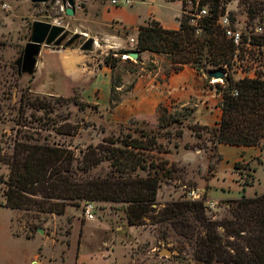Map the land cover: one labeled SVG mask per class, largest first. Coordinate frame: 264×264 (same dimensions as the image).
<instances>
[{
  "label": "trees",
  "instance_id": "1",
  "mask_svg": "<svg viewBox=\"0 0 264 264\" xmlns=\"http://www.w3.org/2000/svg\"><path fill=\"white\" fill-rule=\"evenodd\" d=\"M180 1L176 29L163 28L157 21L146 19L136 28L131 49L163 54L171 70L188 64L199 72H203L206 66L225 72L221 78L223 84H214L221 95L219 119L211 126L191 124L189 127L196 137H199L198 131H207L212 144L262 146L264 71L257 72L254 77L233 79L222 67L223 64L229 66L235 48L216 22L224 13L226 0ZM187 1L190 5L185 8ZM195 1L196 9L202 5L206 7V13L199 17L196 26L189 22V12ZM238 1L249 17L264 12V0ZM228 17L231 19L230 15ZM249 42L264 44V34H249ZM128 50L119 49L117 52ZM117 60L114 56L108 60L106 55L102 62L113 68ZM123 61L129 63L128 71L137 70V58L134 61L124 58ZM147 65L145 69L150 68ZM117 79L113 75L110 79L111 101L116 99L113 88ZM53 99L69 100L78 107L88 105L77 101L75 95ZM29 107L42 111L52 109L46 97L20 93L18 115L22 119L18 123L21 126L27 125L23 111ZM170 122H178L176 116L167 112L164 106H158L156 125L165 128ZM50 129L70 135L75 125L67 121L54 122ZM175 135L179 136L180 130ZM115 141L120 145H114ZM151 150L166 151L159 147L152 134L132 140L106 136L93 146L88 144L77 159L62 142L22 133L12 139L10 152L0 155V161L7 167L6 176L0 175L3 197L0 204L14 209L59 214L66 205H78L79 201L121 202L124 203V218L128 225L142 224L145 218L166 221L187 242L192 264H264V191L253 196L241 194L226 199L229 215L220 218L206 216V206L199 199L169 202L155 210L152 204L159 175H169L173 167L166 166L165 159L148 154ZM103 159L108 161V170L102 174H89L88 170ZM137 168L144 173H137Z\"/></svg>",
  "mask_w": 264,
  "mask_h": 264
},
{
  "label": "rangeland",
  "instance_id": "2",
  "mask_svg": "<svg viewBox=\"0 0 264 264\" xmlns=\"http://www.w3.org/2000/svg\"><path fill=\"white\" fill-rule=\"evenodd\" d=\"M23 1L26 3L25 7L20 4ZM132 1L135 0H130ZM161 2L162 0H153L154 7L159 6ZM189 5L190 2L187 1L185 8ZM224 5V12L231 17V19L228 17L230 24L239 28L242 33L250 32L256 21L260 20L259 16L264 18L262 11L249 17L238 0H226ZM203 6L206 9L205 5ZM57 8V5L50 0L44 3H31L28 0H0L1 156L10 152L12 139L22 133L34 137H45L47 141L62 142L73 151L77 159L88 144L93 146L106 136L117 140H132L133 138L143 139V136L152 134L159 147L166 151L151 150L148 154L165 159L166 166L170 164L173 167L169 175H159L160 180L152 204L155 210L165 203L199 199L206 206L204 208L206 216L220 218L229 215L225 204L226 199L235 198L241 194L253 196L264 191V147L261 149L259 160L237 161L232 168L221 165L218 171L214 172V164L218 158L214 144L210 143L205 130L198 131L199 137L194 135L189 127L193 123L190 119H186L189 116L187 110L170 111L176 116L178 122H170L165 128L158 127L156 123L131 121L114 130L105 131L100 123L96 124L90 118L89 113L92 110L87 111L86 105L78 107L69 100H55L53 98L56 96L36 93L35 91L41 87L40 80L37 78L32 81V74H17L13 61L27 40L31 20L39 19L51 23L58 21L66 25V16L58 13ZM70 36L72 33L67 30L66 37L60 43L63 44ZM82 40V36L78 34L71 43L79 45ZM127 44L131 46L133 42L127 41ZM91 50L93 55L100 59L106 55L108 60H111L113 56L117 57L116 70L129 66V63L123 61L124 58L132 60L122 56H126L125 52H117L119 49H108L101 39L97 40V45L92 44ZM253 56L254 51L250 49L247 52V59L250 61ZM238 68L249 71L248 66ZM258 68L260 69L257 72L264 71V61L258 65ZM209 69L208 66L205 67L203 71L205 76ZM235 71L237 70L228 69L232 78L239 76V74L233 75ZM116 76V74L113 75V78ZM209 82L223 84L222 79L217 77H213V80L209 79ZM20 93L31 97L44 96L51 102L52 109L46 111L30 107L24 109V122L27 125L21 126L18 123L22 119V116L18 115ZM75 98L80 101L77 95ZM63 121L75 125L72 134L55 133L50 129L52 123ZM177 130H180L179 136L175 135ZM189 134L193 138H189ZM114 145H120V142L115 141ZM108 168V161L103 159L92 166L88 173L102 174ZM135 171L139 174L144 173V170L139 168ZM6 173V165L0 161V175L5 177ZM1 188L2 183H0V192ZM189 188L195 189L197 197L192 199L188 197ZM2 201L3 197L0 193V202ZM84 202L88 201H79L78 205L68 204L59 214L33 209L11 210L0 205V217L16 215L18 224L15 220L12 222L15 231H18L17 226H19L20 231L34 233L32 238H25L19 234L13 243L0 235L1 248L12 255V259H0V264H29L28 258L37 250L41 254L40 258H44V264H192L193 259L187 242L177 235L166 221L159 222L154 218H145L142 224L128 225L124 218V203L101 200L89 201L92 217L85 218L82 210ZM162 248L175 250V253L167 255L160 251Z\"/></svg>",
  "mask_w": 264,
  "mask_h": 264
},
{
  "label": "crops",
  "instance_id": "3",
  "mask_svg": "<svg viewBox=\"0 0 264 264\" xmlns=\"http://www.w3.org/2000/svg\"><path fill=\"white\" fill-rule=\"evenodd\" d=\"M20 4L26 6L24 1ZM180 11V0H162L156 7L153 0L120 4L110 3L109 0H74L73 14L66 16L65 23L71 33L84 31L86 37L96 41L101 39L108 49H131L132 44L127 46L130 45L127 41L134 36L139 24L153 19L163 28L176 29ZM136 52L139 60L137 70L130 72L126 68L116 70L117 67L104 64L102 59L93 55L91 48L81 50L73 43L41 45L32 72V81L38 78L41 83L35 92L51 96L77 95L80 101L88 104L85 109L92 110L90 118L96 124L100 123L105 131L131 121L157 123V108L160 105L167 112L187 110L189 116L186 119L193 124L211 126L217 122L221 95L215 83L209 82L208 76L188 64L177 70L168 69L169 63L163 54L147 50ZM147 64L149 69L144 68ZM115 74L118 78L113 88L116 99L111 101L110 79ZM237 74V71L233 72V75ZM238 77L240 75L233 79ZM188 137L193 138L190 134ZM263 147L215 143L218 158L214 172L221 165L232 168L237 161L259 160ZM13 220L16 221V215L0 217V235L5 236L8 242L13 243L19 234L25 238L33 237L34 233L20 231L19 226L15 231ZM11 256L0 246V259H12ZM40 256V252L35 251L28 258V263L44 264L45 260Z\"/></svg>",
  "mask_w": 264,
  "mask_h": 264
},
{
  "label": "built area",
  "instance_id": "4",
  "mask_svg": "<svg viewBox=\"0 0 264 264\" xmlns=\"http://www.w3.org/2000/svg\"><path fill=\"white\" fill-rule=\"evenodd\" d=\"M53 1L55 5H57V11L58 13L64 14V6L60 3V0H50ZM110 3L113 4H120V3H128L130 0H109ZM52 3V2H51ZM4 6V4H2ZM206 13V9L204 6H200L198 9H196V1L193 6V10L189 12L190 18L189 22L196 26L197 20L199 17ZM66 16V15H65ZM216 22L219 24V26L222 28L223 34L225 37L231 40L233 45L235 46L233 50V54L230 60L229 66L223 64L222 67L225 68V71L229 70H237L240 77H254L258 71V65L264 61V44H251L249 42V34H264V18L257 20L254 24L252 30L250 32H244L242 33L239 28L233 27L230 24L229 18L224 12L223 14L219 15L216 19ZM54 23L63 25L62 23L58 21H54ZM66 26V25H63ZM198 32V29L196 28L195 33ZM78 34L82 36V39L86 38L87 34L84 31H77ZM244 37V39H243ZM92 44L97 45V41L92 38ZM128 40L130 42H134L133 37H129ZM259 48V49H258ZM254 51L253 58L249 61L247 58V52L249 50ZM114 54V53H113ZM125 57V55H122ZM248 66L249 71L240 70L238 67H244ZM210 80H213V77H209ZM237 79V78H236ZM221 80V78H220ZM187 195L190 199L193 197H197V193L194 188H189L187 190ZM83 216L85 218H91L92 212H91V202H84L83 204Z\"/></svg>",
  "mask_w": 264,
  "mask_h": 264
},
{
  "label": "water",
  "instance_id": "5",
  "mask_svg": "<svg viewBox=\"0 0 264 264\" xmlns=\"http://www.w3.org/2000/svg\"><path fill=\"white\" fill-rule=\"evenodd\" d=\"M31 3H44L47 0H28ZM60 3L64 6V14L70 16L74 11V0H60ZM67 30L63 25L57 23H51L39 19H33L30 22L29 34L27 40L24 42L23 47L19 55L15 58L13 63L16 66L17 74L27 73L32 74L36 62V56L38 54L41 45H59L60 42L66 37ZM78 35V33H72V36L66 39L65 44L71 43V41ZM93 39L86 37L78 45L81 50H88L92 47ZM126 56L131 59H135L137 52L134 49H130L125 52ZM224 72L217 69H209L206 71V76L222 78ZM40 230V228H37ZM161 252L167 253V255L175 253V250L168 248H162Z\"/></svg>",
  "mask_w": 264,
  "mask_h": 264
}]
</instances>
